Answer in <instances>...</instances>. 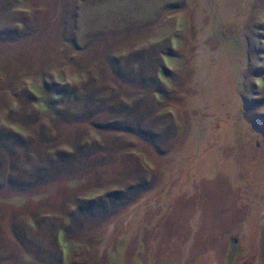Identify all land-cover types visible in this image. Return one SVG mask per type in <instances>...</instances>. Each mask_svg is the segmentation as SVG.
Instances as JSON below:
<instances>
[{
    "label": "rangeland",
    "instance_id": "1",
    "mask_svg": "<svg viewBox=\"0 0 264 264\" xmlns=\"http://www.w3.org/2000/svg\"><path fill=\"white\" fill-rule=\"evenodd\" d=\"M264 264V0H0V264Z\"/></svg>",
    "mask_w": 264,
    "mask_h": 264
},
{
    "label": "trees",
    "instance_id": "2",
    "mask_svg": "<svg viewBox=\"0 0 264 264\" xmlns=\"http://www.w3.org/2000/svg\"><path fill=\"white\" fill-rule=\"evenodd\" d=\"M235 259L232 257L229 261V264H234Z\"/></svg>",
    "mask_w": 264,
    "mask_h": 264
}]
</instances>
